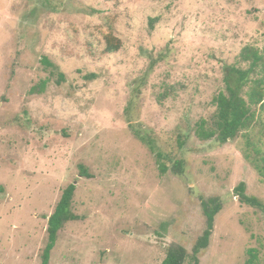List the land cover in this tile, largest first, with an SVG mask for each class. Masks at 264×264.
<instances>
[{"label": "rangeland", "instance_id": "374dc122", "mask_svg": "<svg viewBox=\"0 0 264 264\" xmlns=\"http://www.w3.org/2000/svg\"><path fill=\"white\" fill-rule=\"evenodd\" d=\"M109 24L122 46L105 54ZM245 45L264 54V0H0V264H42L46 216L70 183L81 218L49 264H161L170 245L184 264H244L249 248L264 264V211L234 192L243 181L264 202V109L232 141L194 132ZM128 120L183 173H161ZM210 197L222 208L194 259Z\"/></svg>", "mask_w": 264, "mask_h": 264}, {"label": "trees", "instance_id": "16d2710c", "mask_svg": "<svg viewBox=\"0 0 264 264\" xmlns=\"http://www.w3.org/2000/svg\"><path fill=\"white\" fill-rule=\"evenodd\" d=\"M118 4L120 0H106ZM110 23V22H109ZM104 35L105 42L102 51L105 54L114 53L122 46V40L114 34L113 25L109 24ZM49 67L56 69V65L48 59L43 60ZM60 79L63 75L59 73ZM90 77L93 78V75ZM46 82L42 81L31 89L32 93L43 92ZM214 113L209 119H200L195 126V135L200 140L214 139L225 143L236 139L241 132L252 128L257 122L258 109H264V54L253 45L241 48L237 64L224 66L223 88L213 97ZM128 126L144 145L154 154L159 171L166 173L170 167L166 162L172 163V169L182 174L184 161L176 159L165 153L157 144L155 138L136 122L128 120ZM258 154L255 166L258 173L264 177V153ZM82 175L89 176L86 168L81 164ZM76 189L75 183L68 184L56 203L54 210L47 218V242L43 248L42 264H49L50 253L54 248L58 232L68 221L78 220L81 216L72 210V200ZM243 181L234 189L241 203L264 211V202L254 195H248ZM0 185V193H3ZM222 208L218 197H210L202 201V211L206 218V227L197 238L193 247V258L207 247L214 225V218ZM188 257L187 250L181 245H170L161 264H184ZM244 264H258V250L249 248Z\"/></svg>", "mask_w": 264, "mask_h": 264}]
</instances>
